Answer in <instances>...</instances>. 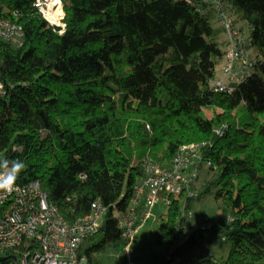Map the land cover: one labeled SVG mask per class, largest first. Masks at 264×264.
I'll use <instances>...</instances> for the list:
<instances>
[{
	"label": "trees",
	"instance_id": "obj_1",
	"mask_svg": "<svg viewBox=\"0 0 264 264\" xmlns=\"http://www.w3.org/2000/svg\"><path fill=\"white\" fill-rule=\"evenodd\" d=\"M35 2L0 0V17L24 26L21 45L0 44V160L22 161L17 181L39 179L68 221L95 200L109 206L80 255L105 264L99 251L127 243L120 219L145 163L172 166L183 156L210 160V175L201 187L200 169L196 195L162 193L171 203L154 233L161 247L152 264H264V0H62L64 27ZM222 13L252 60L243 79L228 80L230 90L215 83L230 38ZM214 187L228 218L194 229L188 214ZM212 228L231 240L226 262L207 253L185 263L181 252L201 246ZM29 248L24 241L1 253L0 264H21Z\"/></svg>",
	"mask_w": 264,
	"mask_h": 264
},
{
	"label": "built area",
	"instance_id": "obj_2",
	"mask_svg": "<svg viewBox=\"0 0 264 264\" xmlns=\"http://www.w3.org/2000/svg\"><path fill=\"white\" fill-rule=\"evenodd\" d=\"M35 5L52 24L65 26L64 22L54 23L49 19V0H36ZM63 17L64 14L62 21ZM221 22L226 26L230 38L222 75L215 83L221 90H230L233 89L232 85L229 86L232 80H241L251 71L252 60L246 57L243 39L226 13H222ZM23 33L22 23L0 17V44L1 39L9 38L19 46ZM1 92L3 85L0 82ZM224 128L225 125L217 130L223 134ZM194 147L188 145L184 149L191 150ZM204 162L207 165L211 163L207 160L196 165L183 156H178L172 166L152 160L145 163L146 173L137 186L134 205L120 219L127 243L136 238L139 227L151 218V209L157 199L161 198L165 204L171 203L170 196L163 195V192L198 193L196 185ZM108 210L109 206L98 199L93 202L91 212L71 222L64 218L57 204L49 200L39 179L33 178L26 182L16 180L14 190H0V254L10 249L19 250L23 242L28 241L30 248L23 253L21 264H88L87 257L80 255V245L85 238L99 230ZM192 214L190 211L188 215ZM210 227L207 224L201 226L202 229ZM194 229L186 227L182 239L170 254H175Z\"/></svg>",
	"mask_w": 264,
	"mask_h": 264
},
{
	"label": "rangeland",
	"instance_id": "obj_3",
	"mask_svg": "<svg viewBox=\"0 0 264 264\" xmlns=\"http://www.w3.org/2000/svg\"><path fill=\"white\" fill-rule=\"evenodd\" d=\"M65 15V11H64ZM218 24L217 19H213ZM249 30L245 27L244 34H248ZM221 39L225 40L223 46L226 47L228 41H226L227 34L221 33ZM223 61L218 64L216 77L220 78L222 75ZM227 81V80H226ZM206 113L209 116L213 115L212 109H206ZM260 118L264 120V111L259 114ZM210 173L206 162L201 167V175L198 184L202 187L203 183L209 177ZM200 187V190H201ZM217 187H214L209 191L205 197L196 199L193 205L194 214L189 217V221L195 222L194 228H201L203 224L211 225V217H219L221 213L226 214L228 218V210L224 211L223 207H219V201L215 198V191ZM199 196V195H198ZM152 216L149 220L141 225L136 232V238L131 243L120 242L110 243L103 250L99 251V256L105 264H152L153 251H157L161 246L156 241L154 233L162 221V218L167 215V204L159 198L152 206ZM164 213V214H163ZM203 218H200V217ZM190 228L189 226L187 227ZM231 240L224 238V233L219 232L212 228L205 238V241L201 246L193 250H185L181 252V256L184 262L195 261L197 256L204 257L205 254L211 253L219 261L226 262L231 249ZM130 247H129V246Z\"/></svg>",
	"mask_w": 264,
	"mask_h": 264
},
{
	"label": "clouds",
	"instance_id": "obj_4",
	"mask_svg": "<svg viewBox=\"0 0 264 264\" xmlns=\"http://www.w3.org/2000/svg\"><path fill=\"white\" fill-rule=\"evenodd\" d=\"M25 167L22 161L0 160V190H14L18 175Z\"/></svg>",
	"mask_w": 264,
	"mask_h": 264
},
{
	"label": "bare ground",
	"instance_id": "obj_5",
	"mask_svg": "<svg viewBox=\"0 0 264 264\" xmlns=\"http://www.w3.org/2000/svg\"><path fill=\"white\" fill-rule=\"evenodd\" d=\"M50 11L48 12V17L54 23H63L62 16L64 14L63 2L62 0H49Z\"/></svg>",
	"mask_w": 264,
	"mask_h": 264
},
{
	"label": "water",
	"instance_id": "obj_6",
	"mask_svg": "<svg viewBox=\"0 0 264 264\" xmlns=\"http://www.w3.org/2000/svg\"><path fill=\"white\" fill-rule=\"evenodd\" d=\"M5 258H6L5 255H0V260H3V259H5Z\"/></svg>",
	"mask_w": 264,
	"mask_h": 264
}]
</instances>
